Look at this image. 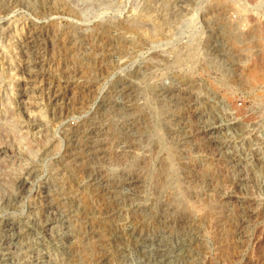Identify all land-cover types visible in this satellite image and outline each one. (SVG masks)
I'll use <instances>...</instances> for the list:
<instances>
[{"label": "rangeland", "instance_id": "obj_1", "mask_svg": "<svg viewBox=\"0 0 264 264\" xmlns=\"http://www.w3.org/2000/svg\"><path fill=\"white\" fill-rule=\"evenodd\" d=\"M0 264H264V0H0Z\"/></svg>", "mask_w": 264, "mask_h": 264}, {"label": "bare ground", "instance_id": "obj_2", "mask_svg": "<svg viewBox=\"0 0 264 264\" xmlns=\"http://www.w3.org/2000/svg\"><path fill=\"white\" fill-rule=\"evenodd\" d=\"M40 74V73H39ZM43 79V78H42Z\"/></svg>", "mask_w": 264, "mask_h": 264}]
</instances>
